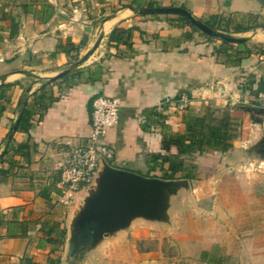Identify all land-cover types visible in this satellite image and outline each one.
<instances>
[{
    "label": "crops",
    "instance_id": "crops-1",
    "mask_svg": "<svg viewBox=\"0 0 264 264\" xmlns=\"http://www.w3.org/2000/svg\"><path fill=\"white\" fill-rule=\"evenodd\" d=\"M149 3L185 8L244 42L210 40L178 15L133 11ZM101 34L100 46L89 55ZM28 89L30 132L18 128L5 148ZM183 93L190 106L176 111L173 103ZM261 93L264 0H55L25 6L18 16L5 9L0 156L9 150L0 160V264H52L55 244L47 240H57L58 230L66 233V216L57 220L53 214L71 209L59 198L60 166L72 149L87 143L93 104L101 96L121 102L119 123L104 139L115 152L111 166L148 178L166 180L171 174L159 158L166 155L164 138L187 134L191 121L209 113L231 116L237 137L228 141V151L216 146L180 159L183 166L173 180H189L198 209L186 205L179 211L178 262L264 264ZM26 144L28 149L15 152ZM149 231L135 227L129 235L148 240Z\"/></svg>",
    "mask_w": 264,
    "mask_h": 264
},
{
    "label": "water",
    "instance_id": "water-1",
    "mask_svg": "<svg viewBox=\"0 0 264 264\" xmlns=\"http://www.w3.org/2000/svg\"><path fill=\"white\" fill-rule=\"evenodd\" d=\"M133 11L140 15H178L211 38L232 44L244 42L243 39L211 28L185 8L154 7ZM103 38L104 34H101L89 55L100 46ZM69 73L71 70L63 72L55 80ZM29 92L30 89L26 90L22 98L5 148L20 126ZM186 205L198 209L189 180L148 178L114 168L102 159L93 181L83 188L68 212L61 264H67L68 259L78 260L79 264H97L109 244L129 235L139 225L161 228L172 235L178 230L179 211Z\"/></svg>",
    "mask_w": 264,
    "mask_h": 264
},
{
    "label": "built area",
    "instance_id": "built-area-1",
    "mask_svg": "<svg viewBox=\"0 0 264 264\" xmlns=\"http://www.w3.org/2000/svg\"><path fill=\"white\" fill-rule=\"evenodd\" d=\"M258 102L264 107V93L259 94ZM173 104L176 111L184 112L190 106V98L183 93ZM120 109L121 102L117 98L101 96L95 100L92 130L87 143L83 147L72 149L60 166L59 185L64 194L61 199L63 205L69 206L75 191L93 181L102 159L108 163L115 159V152L104 143V139L108 132L118 125ZM257 169L261 170L262 166H258Z\"/></svg>",
    "mask_w": 264,
    "mask_h": 264
},
{
    "label": "trees",
    "instance_id": "trees-1",
    "mask_svg": "<svg viewBox=\"0 0 264 264\" xmlns=\"http://www.w3.org/2000/svg\"><path fill=\"white\" fill-rule=\"evenodd\" d=\"M155 5L149 3L147 8H154ZM208 13H211L209 7L206 8ZM179 19L183 22L184 25H189L198 30L189 20L184 17H179ZM208 26L215 30H220V26L218 24L206 23ZM251 29L247 28H238L237 31H247ZM207 36L210 40L213 38L208 35L202 33ZM224 44H232L229 42L223 41ZM231 116L229 114L225 115L222 119L214 118L212 113H209L203 118L196 119L191 121L187 125V134H177L172 135L170 138H164L162 141V150L166 155H160V159L164 164L169 165V171L171 174H166L164 178L166 180L175 179V174L182 169L183 161L180 160L183 156L188 154H193L195 152L205 153L209 148L222 146V151L225 153L231 148V145L228 144V141L235 139L237 137V129L231 123ZM31 126L28 123V113L26 112L22 118L19 129L30 132ZM29 145H22L17 148L15 151L19 153L23 149H28ZM9 148H7L2 155L0 156V160H2L5 155L8 153ZM0 173H3L0 171ZM65 231H62L59 238L57 240L49 239L48 243L51 244H59L63 241L65 237ZM62 244V243H61Z\"/></svg>",
    "mask_w": 264,
    "mask_h": 264
},
{
    "label": "rangeland",
    "instance_id": "rangeland-1",
    "mask_svg": "<svg viewBox=\"0 0 264 264\" xmlns=\"http://www.w3.org/2000/svg\"><path fill=\"white\" fill-rule=\"evenodd\" d=\"M55 0H0V17L4 13V10L7 9L9 12H12L13 15L18 16V12L22 11L25 6L42 5L44 3H52ZM63 2V0H62ZM15 13V14H14ZM17 13V14H16ZM111 165V163H109ZM86 186L81 187L78 191H75L73 197L70 199L69 206H62L63 208L70 207L72 208L73 205L76 203L78 195L81 193L83 188ZM59 198L62 199L64 194L62 193L59 185ZM63 204V203H61ZM60 214L58 211L55 210V215L53 214V218L60 220V218L68 215V211L65 212L64 210L60 209ZM57 214V217H55ZM138 228H143L150 230V237L148 240L137 241L133 240L130 235L125 237L124 242H114L109 244L102 254V258L98 261L97 264H179L178 262V254H177V246L174 239L175 233L169 235L168 233L164 232L161 228H151L146 227L144 225L136 226ZM58 229V227H57ZM61 230L57 231V236L60 240L61 239ZM63 242L55 244L54 255L52 260V264L57 263L58 261L61 263V260L64 256V247ZM152 253L151 258L149 260L145 259L143 254ZM154 263H149L153 261ZM73 260V259H71ZM75 264H79L78 260H74Z\"/></svg>",
    "mask_w": 264,
    "mask_h": 264
},
{
    "label": "flooded vegetation",
    "instance_id": "flooded-vegetation-1",
    "mask_svg": "<svg viewBox=\"0 0 264 264\" xmlns=\"http://www.w3.org/2000/svg\"><path fill=\"white\" fill-rule=\"evenodd\" d=\"M67 264H75V261L74 260H71V259H68L67 260Z\"/></svg>",
    "mask_w": 264,
    "mask_h": 264
}]
</instances>
